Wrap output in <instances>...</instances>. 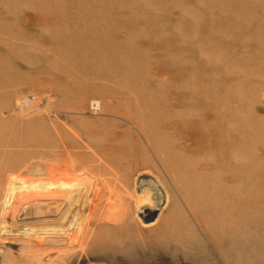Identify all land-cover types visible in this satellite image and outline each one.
Segmentation results:
<instances>
[{
  "label": "rangeland",
  "instance_id": "rangeland-1",
  "mask_svg": "<svg viewBox=\"0 0 264 264\" xmlns=\"http://www.w3.org/2000/svg\"><path fill=\"white\" fill-rule=\"evenodd\" d=\"M0 264H264V0H0Z\"/></svg>",
  "mask_w": 264,
  "mask_h": 264
},
{
  "label": "bare ground",
  "instance_id": "bare-ground-1",
  "mask_svg": "<svg viewBox=\"0 0 264 264\" xmlns=\"http://www.w3.org/2000/svg\"><path fill=\"white\" fill-rule=\"evenodd\" d=\"M208 92H210V91H208ZM222 106L225 109L227 108L226 104H224ZM196 110H195V114H193L192 112H191L192 114L190 113L191 116H195V117L200 116V115H198V112H197L198 110L197 111ZM235 128L238 130V133H241L242 126L240 125V119H239V121L237 120ZM197 137H199L198 134H197ZM187 139H188V137H187ZM239 141H238V145H237L238 147L241 146V140H239ZM186 146H189V145H186ZM232 155H235V154H232ZM228 157L230 159V153H229V155H227V160H228ZM234 160L235 161H234V167L233 168L232 167H226L225 170L222 171V172L218 171V170H214V172H212L210 175L206 176L207 179H209L208 181L205 182L204 181L205 179H203L204 182H201V181L198 182L197 187H196L195 190H196V194L198 193V195H196V196L201 197V199H202L201 201L204 203L205 207H207V210L210 209V207H211V209L213 208L212 211L214 213H220L221 212V214H220L221 216L220 217L223 218L225 222L228 221V219H229L228 218L229 215H230L229 214V210L230 211L233 210L232 212L236 216L238 214H240L239 216H237L236 220L233 223V224L236 223L235 225H237L238 228H239V226L241 225V221H242L241 220V218H242L241 217V213H242L243 208L245 206L244 205V201H246L242 197L243 196V191L242 190L245 187V185L243 187L244 180L242 178V173L244 174L243 170H244V167H245V162H244V158H243V155H242L241 151L237 152V156H236V158ZM234 169L236 170L235 172L237 174V178L235 180L237 183L235 184V186H230V185L226 184V182H227L226 180L228 178H231L230 176L233 175ZM222 180H225V181L223 182ZM143 183H145V182L143 181ZM59 184L60 183H55L54 182L51 185H53L55 187V186H58ZM141 184H142V182H141ZM60 185H62V184H60ZM249 196H250V194H249ZM142 201H143V199L142 200L140 199V202H142ZM234 204H235L236 207H234ZM202 207H203V205H202ZM195 210H197V209L195 208ZM194 213H196V212H194ZM201 223L204 225L203 221H201ZM237 240H238V242H236L233 246L231 245L230 248H231V250L233 248L237 249L238 251L236 250V252L238 253L243 248L241 247V242H240L241 239L239 238ZM236 258L238 259L239 257H236ZM238 260H240V259H238Z\"/></svg>",
  "mask_w": 264,
  "mask_h": 264
},
{
  "label": "built area",
  "instance_id": "built-area-1",
  "mask_svg": "<svg viewBox=\"0 0 264 264\" xmlns=\"http://www.w3.org/2000/svg\"><path fill=\"white\" fill-rule=\"evenodd\" d=\"M90 109L93 111V112H98L101 110V102L98 101V100H93L91 101L90 103Z\"/></svg>",
  "mask_w": 264,
  "mask_h": 264
}]
</instances>
